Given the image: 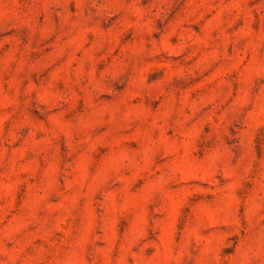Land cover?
I'll use <instances>...</instances> for the list:
<instances>
[{"label":"rangeland","instance_id":"rangeland-1","mask_svg":"<svg viewBox=\"0 0 264 264\" xmlns=\"http://www.w3.org/2000/svg\"><path fill=\"white\" fill-rule=\"evenodd\" d=\"M0 264H264V0H0Z\"/></svg>","mask_w":264,"mask_h":264}]
</instances>
